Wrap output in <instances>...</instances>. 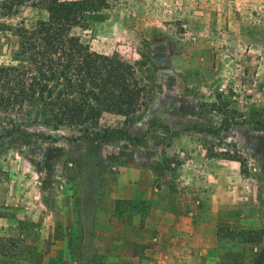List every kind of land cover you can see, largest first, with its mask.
Here are the masks:
<instances>
[{
	"label": "rangeland",
	"instance_id": "374dc122",
	"mask_svg": "<svg viewBox=\"0 0 264 264\" xmlns=\"http://www.w3.org/2000/svg\"><path fill=\"white\" fill-rule=\"evenodd\" d=\"M106 2L72 33L132 66L140 107L87 134L0 115V264H264V0ZM46 16L0 7V66Z\"/></svg>",
	"mask_w": 264,
	"mask_h": 264
},
{
	"label": "trees",
	"instance_id": "16d2710c",
	"mask_svg": "<svg viewBox=\"0 0 264 264\" xmlns=\"http://www.w3.org/2000/svg\"><path fill=\"white\" fill-rule=\"evenodd\" d=\"M26 2L47 16L32 27H15L19 61L0 66V115L38 107L53 128L86 133L98 125L104 107L139 109L142 87L132 66L90 50L72 33L85 13L100 10L106 0H0V7L10 11ZM3 29L11 26L0 23ZM108 138L110 133L101 136Z\"/></svg>",
	"mask_w": 264,
	"mask_h": 264
},
{
	"label": "crops",
	"instance_id": "0c3cea01",
	"mask_svg": "<svg viewBox=\"0 0 264 264\" xmlns=\"http://www.w3.org/2000/svg\"><path fill=\"white\" fill-rule=\"evenodd\" d=\"M200 249H202V248H200ZM203 249L206 250V252L210 250V241L209 240L204 242Z\"/></svg>",
	"mask_w": 264,
	"mask_h": 264
}]
</instances>
